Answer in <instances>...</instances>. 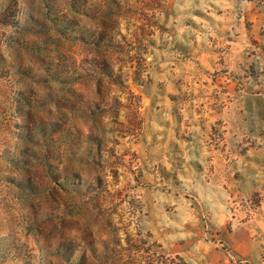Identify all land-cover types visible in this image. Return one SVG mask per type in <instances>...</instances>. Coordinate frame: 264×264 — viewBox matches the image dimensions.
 Segmentation results:
<instances>
[{"label": "rangeland", "instance_id": "1", "mask_svg": "<svg viewBox=\"0 0 264 264\" xmlns=\"http://www.w3.org/2000/svg\"><path fill=\"white\" fill-rule=\"evenodd\" d=\"M264 0H0V264H264Z\"/></svg>", "mask_w": 264, "mask_h": 264}, {"label": "crops", "instance_id": "2", "mask_svg": "<svg viewBox=\"0 0 264 264\" xmlns=\"http://www.w3.org/2000/svg\"><path fill=\"white\" fill-rule=\"evenodd\" d=\"M264 174V169L257 168L255 171V175L258 177V181H261V177Z\"/></svg>", "mask_w": 264, "mask_h": 264}]
</instances>
